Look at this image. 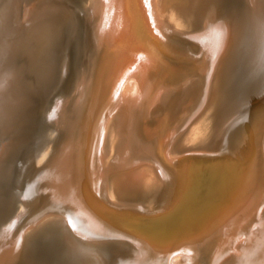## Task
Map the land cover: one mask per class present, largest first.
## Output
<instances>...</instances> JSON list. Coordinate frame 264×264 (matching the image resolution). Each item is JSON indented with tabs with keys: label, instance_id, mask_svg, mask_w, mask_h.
Wrapping results in <instances>:
<instances>
[{
	"label": "bare ground",
	"instance_id": "obj_1",
	"mask_svg": "<svg viewBox=\"0 0 264 264\" xmlns=\"http://www.w3.org/2000/svg\"><path fill=\"white\" fill-rule=\"evenodd\" d=\"M78 1L79 6L60 0H0V216L27 210L42 199L45 192L37 194L34 204L28 203L27 180L49 156L57 127L67 131L62 160L46 176L42 191L65 204L79 202L81 190L88 187L105 192L112 201L141 177L146 176L147 183L161 179L156 164L142 165L132 156V144L143 130L151 134L149 125L141 129L138 115L158 108L157 102L167 95L166 84H185L197 70L206 79L201 102L206 107L199 119L178 137L179 144L176 128L158 137L155 145L139 143L146 152L158 146L171 160L185 151L173 198L158 212L135 213L139 219L132 220L127 211L119 221L139 235L140 248L153 264H177L188 252L193 254L184 256V264H264V125L249 129L243 151L214 148L218 130L243 102L255 101L253 121L264 118V0ZM88 7L96 16L95 51L89 73L78 80L70 76L68 59L73 54L68 58V51L79 46L80 15ZM198 27L201 31L194 32ZM170 38L195 39L205 54L195 53L200 60L190 56ZM70 86L76 94L67 107L60 97ZM65 212L50 220L63 246L55 262L97 264L80 258L77 242L85 239L77 226L81 222L76 224ZM10 220L11 225L15 219ZM256 220L259 223L253 225ZM244 234L250 246L240 238ZM13 247L0 264H28L22 238ZM254 254L259 259L246 257Z\"/></svg>",
	"mask_w": 264,
	"mask_h": 264
},
{
	"label": "rangeland",
	"instance_id": "obj_2",
	"mask_svg": "<svg viewBox=\"0 0 264 264\" xmlns=\"http://www.w3.org/2000/svg\"><path fill=\"white\" fill-rule=\"evenodd\" d=\"M60 1L64 4L68 3L69 5H72V6H74V5L79 6V4L80 5L82 4L78 0H71V1L70 0H60ZM82 1L84 2L86 0H82ZM93 13L94 12L88 7L87 13L85 15H83V14L80 15V25H82L81 29H80L82 31L79 32V34L81 35L80 43H79V46H75L73 48L71 47L72 49H70L68 51V54L71 53L70 55H68V58H69V56H71L73 54V56L68 59V63L70 66L69 72H72V73H70V76L72 77V75H73L78 80L81 79V77H83V75H86L87 73H89V69H91V60H92V57H93L94 51H95V44H94V40L92 37V33H93L94 24L96 21V16H95V14L93 15ZM196 29H194L195 30L194 32H196V31L200 32L201 31V29L199 27ZM81 40L83 42H81ZM170 40L172 41V43L174 45H176L178 48H180V50L182 52H184L190 56H197L199 60L201 58H199V55L195 54V53L200 52V53L205 54V52L203 50H200L198 41H196L195 39L186 38V39L182 40L180 38H170ZM85 43H87V44H85ZM193 48L194 49L197 48V51L193 50ZM82 49H84V50H82ZM74 51L76 53H74ZM81 51H82V53H81ZM80 55H81V57H80ZM71 59H73V60L76 59V60H74V61L72 60L73 62H71L70 61ZM190 61H193V60H190ZM80 68H81V71H80ZM78 76H80V77L78 78ZM204 76H205V74L204 73L202 74V71L195 70V72H193L192 76H191L192 80H190L189 82H187L185 84H183L184 81H180V82L174 81L172 83L169 82L168 85L166 84V86H168L166 91H165L167 95L164 96L161 100H159L157 102L158 108L154 109L153 111H151L147 114L143 113L142 115H138V117L140 116L139 122H140V124L142 123V125H140L141 129H142V126H144V124H146L147 126L149 125L148 129L146 128V130L148 131L150 128V130L148 132L151 131L150 132L151 134H149L147 132L144 133V130L142 129L143 130V136L138 137L137 138L138 140H136L134 142V144H132V156L134 159L140 160L142 162L141 163L142 165L145 164V165L151 166L152 163L156 164L158 166L159 170L161 171V174L163 177L161 179H159V177L157 176V179H156L157 181H153V182L151 181L150 183L146 182V176L141 177V181H138L137 184L130 186V188H129L130 191H128L126 194H120V193L117 194L116 196L118 198H114V199H112V201H111L110 197L108 195H106L105 192H103L102 194H99L96 191V189L93 187H91L92 189L88 187V189H86V191H84V189H83V191L81 190L82 196H81V198H79V202L75 203V202L71 201L72 203H70L69 205L67 203L65 204V202L61 201L59 198L57 199V197L50 196V194L47 191H42V190H44V188H46L44 185L45 184V178H47L46 176L50 175L51 172L54 171L53 170L54 167L56 165L57 166L60 165V160H62L61 151L63 149V143L66 142L67 131H65V129H63V127H61V128L57 127L55 132H54V133H57L56 135L54 134L55 140L52 141L53 144L50 143V145H49V148L51 150L49 149L50 154L47 157L48 160L47 159H44V161L42 160L41 163L36 168V170L33 172V177L31 179L28 178V180H27V183L29 182L28 187H30V191H29L30 196L28 197V199H29L28 203L32 202V204H34V201H35L37 194L45 192L44 195L41 194L42 199L39 201L38 204H36L39 206H36L35 204H34V206L33 205L31 206V203H30L28 209L23 210L24 212L19 211V210L17 212V210H14L15 212L13 211L11 214L0 216V223L3 222L2 224H0V232H1L0 236H1V239L3 238L2 240H0V253L3 252L0 254L1 255L0 258L2 257V259L5 260L4 256L8 257V251L10 250V247L12 250H14L13 246L17 243L19 238H22L23 245H24V250H23L22 254L25 257V259L27 258L26 260H27L28 264H57V262H55V261L57 260L56 258H58V256L60 255V252L62 251L63 246H62V243H60V241H58V240H60V236H58L59 234H57L59 230L58 229L54 230L53 228H51L52 222H50V220L52 218H54L55 215L58 214L57 212L66 211L65 213L70 214L72 218L74 217V219H76L75 220L76 224L81 222V223H79L80 225L78 224L77 226H78V228H80V232L82 233L83 237H85V239H84L85 241L81 240L82 241L81 243L80 242H77V243L81 247V249H80L81 251L79 253L81 255H79V256L82 260H84V261L87 259L96 260L94 262H97V264H153L147 255L144 256L145 253H143V251L140 248L141 242L138 241V239H140V237H138L139 235L136 234V232H133L131 229H129L128 226H126V228H127L126 229L125 225L120 223L119 220H120V218L123 217V215H126L124 213H126L127 211H128V214H127L128 217L127 218L132 219V220H136L135 218L138 217V216L137 217L135 216V213L136 214L138 213V215L139 214H141V215L146 214L147 215V213L149 214V213H154L156 211L158 212L159 210L164 208L169 203V201L173 198L172 195H174V193H175L174 191H175V189H177L178 183L180 182L181 177H182L181 176L182 170L180 167H183V164H184V162H183L184 156L183 155H185L184 154L185 151L181 153L182 156L178 155V157H175L173 160H171L168 157H165L166 155L164 154L163 151L160 150V148L158 146H153L154 152H146L142 149V147L140 145L141 144H153V145H155L158 143V137L160 138L162 135L164 136L167 133V130L171 131L174 128H176V130L179 131L176 134L175 141H176V139L180 140V138H178V137L183 136L187 127L191 126V124L194 122L195 119H199V116L202 114L203 110L206 107V105L201 104L202 99H203V92L205 91V85H206V79ZM71 77H70V79H71ZM75 92H76L75 88L72 89V87L71 88L68 87V90L66 89L64 91L63 95L60 97V99H64L63 101L65 102V104H67L66 105L67 107H69L73 103V101L75 99V94H76ZM242 104L243 105H240L238 110H236L235 114L232 115L233 117L235 116L234 119L231 116L229 118V120H227L225 122L226 126L223 124V126L221 128L224 131H222V129L220 128L217 132L218 137H216V142H215L216 144L214 145V148H215V146H216V148H220V152H227L230 150L234 151V150H236V148L243 151L246 147H248L249 129H251V131H252L253 129H255V127L260 128V126L264 125V118L263 117H259L255 121H253L254 119H252L253 118L252 114H253V111H255V107H256L255 101L247 100L246 102H243ZM200 106H202V107L200 108ZM195 109H197L198 112ZM237 111H239V112H237ZM236 113H237V115H236ZM233 121H235V122H233ZM226 123L229 125H227ZM180 128L182 130H180ZM220 130H221V132H220ZM218 133H220V134H218ZM224 133H225V136L223 135ZM148 134H149V136H148ZM224 137H226V138H224ZM225 139H226V141H225ZM179 140H178V142L176 141L178 144H179ZM139 143H140V145H139ZM218 143H220L219 144L220 146L217 145ZM262 157H263V155H262ZM171 163H173V164H171ZM162 171H163V173H162ZM117 174H119L118 171L114 172V175H117ZM27 183H25L24 185L27 186ZM172 185H173V187H172ZM151 187H152V189H151ZM168 191H169V193H168ZM122 198H123V200H122ZM136 199H138L139 202L135 203L136 201H138ZM131 201H133L132 202L133 204H131ZM43 202H45L44 206L46 208L43 206V204H42ZM92 203H94V204H92ZM109 203L112 205H110ZM123 203H126L128 205H126V204L124 205ZM113 204L114 205L116 204V206H114ZM117 204H118V206H117ZM130 205H132V206H130ZM72 206H73V208H72ZM75 207H77L80 210L79 213L73 212ZM98 207H99V209H98ZM39 208H40V210H38V211L40 213L37 211V209H39ZM41 209L43 211H41ZM97 209H98V212H97ZM100 209H101V211H100ZM55 210H57V211L53 212ZM104 210H105V214L107 212L106 215L101 214V213H103ZM110 211L114 212V214ZM13 213H14V215H13ZM29 213H30V215H28ZM34 213H36V215ZM55 213H57V214H55ZM111 213L113 215L109 216V214H111ZM117 213H118V215H117ZM121 213H123V214H121ZM42 214L44 216H42ZM78 214H79V216H77ZM84 214H87L86 218H85ZM9 216H11V217H9ZM108 216H109V219L107 218ZM118 216H120V217H118ZM112 217L114 218L115 221L117 219L118 223L115 222L114 220H112L113 219ZM9 218L11 219L10 221H13L15 219L11 223V225H13V227H14L13 229H12V226L10 225V223H8ZM16 218H17V221H16ZM40 218H41V220H40ZM103 218H104V220H103ZM86 219L91 220L90 225L89 224L87 225L85 223ZM137 219H139V217ZM26 221L30 225L28 223H26ZM14 222H15V224H14ZM31 222H33V223H31ZM254 223H253V225H257L259 222H258V220H256ZM26 224L28 226H26ZM48 225L50 228H46V227H48ZM19 226L23 229H21ZM118 226L120 229L118 228ZM122 226H124V227H122ZM27 227H28V229H27ZM7 228H9V229H7ZM112 228H114V229H112ZM2 231H4V233ZM12 231L15 233H10ZM47 231H48V233H47ZM93 234H94V236H93ZM2 235H4V236H2ZM40 235H42V236H40ZM90 235H91V237H90ZM109 236H111V237H109ZM13 237H15L16 239L14 238V240H13ZM26 237H27L28 241H27ZM57 237H58V239H57ZM243 237L245 238V240L247 239L245 237V234L240 236V238L244 239ZM6 239H7V241H6ZM52 239H53V241H52ZM100 239L101 240L103 239L104 242L101 241ZM54 240H56V242ZM88 240H91V241H88ZM98 240H99V243H98ZM13 241H14V243H13ZM110 241H111L112 245H111ZM52 242H55L54 245ZM84 242H88V245H87V243H84ZM6 243H7V245H6ZM8 243H11V245L13 243V245L9 247ZM40 243H41V245H40ZM46 243H47V247H46ZM50 243H51V245H50ZM59 243L61 246H59ZM96 243H97V245H96ZM113 243H114L115 247L113 246ZM247 243H248V241H247ZM32 245H34V246H32ZM91 245L92 246L94 245L93 246L94 248ZM248 245H249V243H248ZM56 246H58V247L55 248ZM96 246L99 248H97ZM3 247L6 251L4 249H2ZM89 247H90L91 251H90ZM102 247H103V249L104 248L105 249L102 250ZM6 248H9V249H6ZM114 248H115V250H114ZM98 249H100V250H98ZM12 250H10V251H12ZM88 252H90V254H88ZM116 252H117V254H116ZM188 253H187V255H184V256H190V253H191V255L193 254V252H188ZM258 253L260 254V251ZM113 254H115V255H113ZM231 254H229V255H231V257L233 255H235V253L234 254L231 253ZM256 254H254L255 256L249 255L246 257H248V259H250V260L252 259L254 261L257 257ZM82 255H83V257H82ZM184 256L182 257V260L180 258V261H178L177 264H184L185 261L187 262V260L184 261ZM152 258L154 259L155 257H152ZM257 258L259 259V257H257ZM263 260H264V257H263ZM98 261H99V263H98ZM192 261L193 260H191V262ZM194 262L195 261H193L192 263H194ZM237 262L238 261H236V263ZM1 264H5V263L2 262Z\"/></svg>",
	"mask_w": 264,
	"mask_h": 264
}]
</instances>
